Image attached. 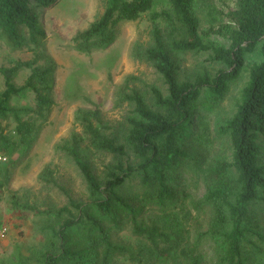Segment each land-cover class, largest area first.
<instances>
[{
    "label": "trees",
    "instance_id": "1",
    "mask_svg": "<svg viewBox=\"0 0 264 264\" xmlns=\"http://www.w3.org/2000/svg\"><path fill=\"white\" fill-rule=\"evenodd\" d=\"M103 15L72 40L83 52L101 49L116 40L115 27L134 22L150 11L155 0H104ZM235 2L226 14L227 23L211 30L228 44L207 42L201 33L196 0H169L175 22L165 37L154 27L151 47L138 55L161 75L167 93L153 87L150 99L130 86L128 78L122 99L130 113L114 134H106L99 110L80 118L90 144L111 154L103 181L79 151L77 139L66 150L82 174L88 190L86 203L72 198L59 210L65 217L59 230L58 254L45 257V264H207L206 246L214 244V264H264V0H219ZM61 0H0V39L13 50L28 48L32 61L1 67L5 89L0 91V154L12 157L28 153L41 124L54 107L56 63L47 55V33L40 11L55 8ZM211 52L209 60L221 65L215 74L203 71L182 78L180 56ZM22 68L30 75L22 87L14 77ZM247 81L240 91L233 114L218 129L227 139L225 149L213 155L217 136L208 119L228 99L234 86ZM35 95L34 118L24 120L12 105L14 99ZM12 119L14 129L3 123ZM191 169L190 178L185 177ZM47 167L40 178L53 183ZM6 182H0V189ZM136 182L134 192L129 184ZM204 184L203 199L196 200L192 186ZM30 209V206H25ZM31 210L34 211L33 208ZM208 210L206 230L192 240L188 228L194 218ZM130 224L135 248L115 245L113 238ZM74 236L69 238L71 230ZM82 240L80 247L71 245Z\"/></svg>",
    "mask_w": 264,
    "mask_h": 264
},
{
    "label": "rangeland",
    "instance_id": "2",
    "mask_svg": "<svg viewBox=\"0 0 264 264\" xmlns=\"http://www.w3.org/2000/svg\"><path fill=\"white\" fill-rule=\"evenodd\" d=\"M107 4L104 0H61L52 9L40 11V18L47 33V55L56 63L54 107L42 123L39 135L28 153L22 151L7 157L0 163V182H6L0 189V222L8 227L7 238L0 241V264H45L47 254H58V237L53 230H59L65 217H59V210L72 198L76 202L86 203L88 190L82 174L75 165L67 148L77 139L83 159L90 164L94 173L103 181L113 156L96 150L89 142L80 120L82 113L99 110L102 120L110 126L106 134H114L125 121L131 110L128 102L122 99V90L129 77L137 78L130 86L146 94L150 99L151 88H160L167 93L161 75L138 55V49L145 50L153 42V29L160 28L165 37L175 22L169 0H155L153 8L134 22H121L115 27L116 40L109 46L90 52L79 51L74 47L73 38L83 32L100 18ZM236 8L235 2L219 0H196L197 14L201 20V33L207 42L228 44V41L211 30H218L227 23L226 14ZM211 52L186 53L180 56L181 77L193 78L207 71L215 74L221 68L217 62L209 60ZM35 54L24 48L13 50L0 39V68H12L17 62L32 61ZM30 75V70L22 68L14 77L17 87H22ZM247 81L242 80L232 89L228 99L220 110L210 116L208 122L217 136L213 155L225 149L227 139L218 137L216 129L231 117L234 106L240 97V91ZM5 89V79L0 74V91ZM12 105L21 111L24 120L34 118L35 95L27 94L13 100ZM82 112V113H81ZM5 132L14 129L15 122L10 119L3 123ZM54 171L53 183L41 180L45 168ZM191 169L186 168L185 177L190 178ZM136 182L129 186L134 192ZM196 200L205 195L204 184L192 186L190 190ZM25 206H30V209ZM31 208L34 209L31 210ZM209 211L197 215L188 228L192 240L198 233L206 230ZM59 214V215H58ZM76 228L71 230L69 238L74 236ZM136 238L130 224L113 238L115 245L135 248ZM82 240H74L71 245L80 247ZM215 245L206 246L209 256L207 264H214ZM117 263L130 261L123 255H115ZM64 264V263H61ZM170 264V263H167Z\"/></svg>",
    "mask_w": 264,
    "mask_h": 264
},
{
    "label": "built area",
    "instance_id": "3",
    "mask_svg": "<svg viewBox=\"0 0 264 264\" xmlns=\"http://www.w3.org/2000/svg\"><path fill=\"white\" fill-rule=\"evenodd\" d=\"M7 160H8L7 157L0 155V163H5L7 162ZM8 232L9 230L7 225L0 222V241H3L7 238Z\"/></svg>",
    "mask_w": 264,
    "mask_h": 264
}]
</instances>
